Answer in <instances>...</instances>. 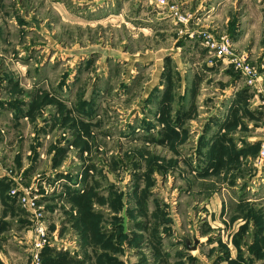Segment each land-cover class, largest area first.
Segmentation results:
<instances>
[{
	"label": "rangeland",
	"instance_id": "rangeland-1",
	"mask_svg": "<svg viewBox=\"0 0 264 264\" xmlns=\"http://www.w3.org/2000/svg\"><path fill=\"white\" fill-rule=\"evenodd\" d=\"M0 180V264H264V0H0Z\"/></svg>",
	"mask_w": 264,
	"mask_h": 264
},
{
	"label": "built area",
	"instance_id": "built-area-1",
	"mask_svg": "<svg viewBox=\"0 0 264 264\" xmlns=\"http://www.w3.org/2000/svg\"><path fill=\"white\" fill-rule=\"evenodd\" d=\"M180 15V14H179ZM181 21L186 20L187 18L183 17V16H179ZM206 35V34H205ZM207 41V45L210 46L212 49H217L218 50V55L222 56L223 54L227 55L230 49V44L228 43V41H223L222 43H220V45H218L216 43V41H214L210 36L208 37ZM247 70H249V68H247ZM43 230H40V233H43Z\"/></svg>",
	"mask_w": 264,
	"mask_h": 264
},
{
	"label": "crops",
	"instance_id": "crops-1",
	"mask_svg": "<svg viewBox=\"0 0 264 264\" xmlns=\"http://www.w3.org/2000/svg\"><path fill=\"white\" fill-rule=\"evenodd\" d=\"M1 182H2V180H0V185H1Z\"/></svg>",
	"mask_w": 264,
	"mask_h": 264
}]
</instances>
